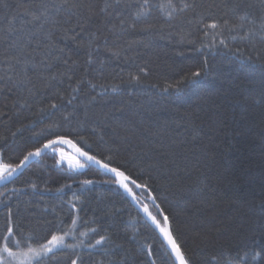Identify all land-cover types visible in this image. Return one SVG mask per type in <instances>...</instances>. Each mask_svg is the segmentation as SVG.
<instances>
[{"label":"trees","instance_id":"trees-1","mask_svg":"<svg viewBox=\"0 0 264 264\" xmlns=\"http://www.w3.org/2000/svg\"><path fill=\"white\" fill-rule=\"evenodd\" d=\"M61 2L0 0V60L44 23L41 37L51 30L79 62L0 80V164L16 169L63 136L123 172L166 228L157 202L189 264H264V0H75L85 7L28 22L26 10ZM77 20L84 30L63 38ZM33 55L39 64L42 52ZM60 149L69 153L50 150L0 189V248L43 246L78 222L89 245H102L33 264H177L113 176L62 165Z\"/></svg>","mask_w":264,"mask_h":264},{"label":"snow or ice","instance_id":"snow-or-ice-1","mask_svg":"<svg viewBox=\"0 0 264 264\" xmlns=\"http://www.w3.org/2000/svg\"><path fill=\"white\" fill-rule=\"evenodd\" d=\"M65 6H67L69 10L74 9V8L78 9V8L85 7L84 4L77 3L75 2V0H73L72 3H69V0H62V2L58 4L57 3H53L52 5L41 4L40 7L43 9V11L39 15H37L34 12L27 11V10L25 12V15H28L31 17V20L28 21L29 23L32 21H39L41 20L42 17L45 18V22H48L47 18L49 16V8L55 9L56 13H59L62 8H65ZM241 19L243 20L244 18L241 17ZM11 23H14V21H12ZM51 23L55 27L60 22L56 20H52ZM70 23H71V18L69 16V18L64 21V24H70ZM77 27L80 28V32L84 30L79 20H77L76 24L73 25L72 27L62 28V31L64 32L63 38L75 40L77 36L80 35V32H77L75 30ZM210 27L216 28L217 25L212 24L210 25ZM43 28H44V23H41L40 29L28 35L24 42L14 41L9 46L10 48H17L18 51L15 55H12L10 57L6 56L2 60H0V80H4V79L12 80L13 79L12 74H14L18 78V82H21V83L30 82L31 81V77L29 76L30 70H33V71L38 70V68L41 65H43L44 67L50 68L52 67L53 62L62 60L63 63L66 66H68V71L70 72L71 68L79 63L77 60H71L70 54L66 53L65 49L61 48L59 44L55 40L52 39L51 30L43 32L42 37H41L40 30H42ZM8 31L11 32V31H17V30L10 27ZM34 37H36V39H33ZM3 39L4 37L0 36V40H3ZM96 41H97L96 34L91 33L89 34V39L83 42L84 46L90 49L88 53V58L86 61L89 65H91L94 62L93 51H97L99 47ZM106 43H107V40H105V44ZM33 44L35 45V47H33L29 51V45H33ZM37 50H40L42 52V56H41V60L39 64L35 62V56L33 55V53H37ZM65 56H67L68 58H64ZM70 60H71V64L69 63ZM9 61H14L15 63L13 64V63H10ZM17 66H19L18 71H17ZM67 74L68 73L65 72V73H62L61 75H67ZM199 76H200L199 72H196L193 74L194 78L199 77ZM52 78L55 79L56 77L54 76ZM134 79L138 80L139 77H135ZM79 83H83V80H81ZM89 83L91 82L89 81ZM92 86L95 87V85H92ZM79 90H80L79 86L73 89L74 92L79 91ZM93 99H95V97H93ZM69 103H71V101H69ZM52 107H56V105H52ZM72 143L73 142L70 139H66L63 136H57L55 139L48 140V142L44 144L43 148H38L36 149L35 152H29L28 156H26L24 159L27 160L28 157L39 156L40 153L44 151V149H51L53 152H55L57 151V147H54V146H59L61 144H72ZM73 147H75L74 144H73ZM76 151L80 156L85 157L87 161H93L96 163H100L99 161L96 160L95 156H90L87 152H84L79 148H77ZM69 164L71 167H76V168L84 167V164L80 163L79 160L75 161V163H72V161L69 160ZM3 167L5 170L9 168L8 165H4ZM103 167L109 168V165L104 164ZM12 171H15V169H12ZM110 171L116 173L118 177L122 178L118 182L121 183V185L127 189L128 186L127 184H124L123 181L128 179V177H126L123 172H120L115 168H111ZM10 174L11 173H9V175ZM5 178H6L5 176L0 175V180L5 179ZM84 183L90 184L92 182L85 181ZM133 183H135V181H133ZM128 190L131 191L130 189ZM145 211L146 212L148 211L147 208H145ZM262 211H264V206H262ZM149 215L151 216V213H149ZM151 218L153 222L157 224V227H159V221H157L156 217L152 216ZM167 219L168 218L165 216L164 217L165 222H167ZM8 231L9 233H11V229H9ZM161 231L164 232V234L168 237L169 243L172 247V251L175 253V257L179 261V264H189L188 260L185 258L179 246L175 243L171 235L168 233L167 229L161 228ZM103 240H104V237H101V239L98 240L97 243L99 244ZM62 241H63V237L52 236V239L49 241V243L55 247L57 244L62 243ZM16 243L17 245H19L20 242L16 241ZM3 251L8 253L9 256L14 255V253L7 246V244H5ZM43 251L45 253L51 252L52 248L48 247V245H44Z\"/></svg>","mask_w":264,"mask_h":264},{"label":"rangeland","instance_id":"rangeland-1","mask_svg":"<svg viewBox=\"0 0 264 264\" xmlns=\"http://www.w3.org/2000/svg\"><path fill=\"white\" fill-rule=\"evenodd\" d=\"M60 155V163L62 165H66L67 167L74 169V170H82L83 168H76L71 167L69 164V160L72 161V163H75V161L79 160L77 157H75L70 152L60 149L58 151ZM80 162V160H79ZM81 163V162H80ZM5 164H0V175H3L6 177V175L11 171V167L7 170L4 169ZM1 181V180H0ZM78 222L75 223L72 230L65 234V235H59L58 237H63L62 243L57 244L55 247L47 243L45 245H48V247L52 248L51 252L45 253L43 251V246H30L25 249L20 250H12L7 243V246L11 249V251L14 253V255L9 256L8 253L4 252V246L0 248V264H33L36 260L47 257L51 255L52 253L64 249V248H72V249H83V248H89L93 249L94 247H97L99 245H102L103 241L96 246L89 245L88 242V236L92 233V231H78ZM75 264H78L77 262Z\"/></svg>","mask_w":264,"mask_h":264},{"label":"water","instance_id":"water-1","mask_svg":"<svg viewBox=\"0 0 264 264\" xmlns=\"http://www.w3.org/2000/svg\"><path fill=\"white\" fill-rule=\"evenodd\" d=\"M73 144L75 145V147H73ZM54 147H63V148H65L71 154H73L75 157H77L79 160H81L85 164H87V165H89V166H91V167H93V168H95L97 170H100V171H102V172H104L106 174H109V175L113 176L117 181H119V180L122 179L121 177H118L116 175V173L110 171V169L112 167L109 166V168H104L103 167L104 163H102L98 159H96V160L99 161L100 163H96V162H93V161H87V159L85 157L80 156L77 153V151H76V149L79 148V147L74 142L72 144H61L59 146H54ZM79 149H81V148H79ZM50 150L51 149H44V151H42L39 156H31V157H28V159L25 160L18 168H16L15 171H12L10 175L6 176L5 179H2L0 181V189L3 188V187H5V186H7V185H9L22 172H24L31 164H33L35 161H37L38 159H40L42 156H44ZM123 183L124 184H127V186H128V188L126 189L125 187H123L121 185L122 186V189H123L124 193L126 194V196L128 197V199L131 201V203L133 204V206L142 214V216L150 223V225L157 231V233L161 236L162 240L164 241L165 245L167 246V248L171 252V254L174 257V259L176 260L177 264H179V261L175 257V253L172 251V247H171V245L169 243L168 237L164 234V232L161 231V228H164V227L160 223H159V227H157V224L154 223L153 220H152V218H151L153 215L151 214V216H150L149 215V212L148 211L146 212L145 209L139 204L138 200L133 195V192H132V190H131V188L129 186V183H132V181L128 178V179L124 180ZM128 189H130L131 191H129ZM152 203H153L154 207L158 210L159 214L164 218L165 215H164L163 211L161 210L160 206L157 204V202L153 199L152 200ZM165 223H166V229H167L168 233L171 235V237L173 238V240L177 244V242H176V240H175V238L173 236V233H172V230H171V226H170V223H169L168 219H167V222H165Z\"/></svg>","mask_w":264,"mask_h":264}]
</instances>
